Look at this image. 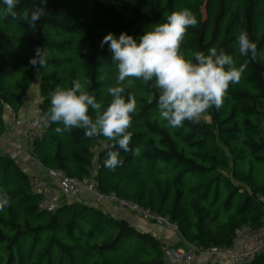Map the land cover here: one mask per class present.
<instances>
[{
	"label": "trees",
	"instance_id": "trees-1",
	"mask_svg": "<svg viewBox=\"0 0 264 264\" xmlns=\"http://www.w3.org/2000/svg\"><path fill=\"white\" fill-rule=\"evenodd\" d=\"M180 1L47 0L46 15L31 27L20 14L40 0H17L15 19L4 14L0 0V136L5 108L18 112L37 77L39 108L48 123L33 140L31 156L43 168L74 178L92 173L102 193L167 218L188 243L225 249L243 227L258 229L264 216V29L256 27L254 0L237 8L233 0H206L205 19L187 29L181 44V53L193 62L192 53L207 55L215 47L237 67L248 64L219 110L205 112L208 121L169 127L159 116L154 81L130 78L124 95L134 96L137 108L129 148H142L136 156L119 150L123 163L109 169L105 145L111 141L88 138L76 128L57 134L63 126L47 118L50 93L77 79L91 81L86 87L106 108L118 70L108 44L100 47L103 38L124 32L138 39L166 22ZM240 31L257 44L255 59L240 55ZM37 48L48 53L46 67L30 63ZM89 114L95 118L94 110ZM0 190L10 197V206L0 211V264H167L164 241L100 208L75 201L54 213L40 212L29 174L1 153ZM250 264H264V255Z\"/></svg>",
	"mask_w": 264,
	"mask_h": 264
},
{
	"label": "clouds",
	"instance_id": "clouds-1",
	"mask_svg": "<svg viewBox=\"0 0 264 264\" xmlns=\"http://www.w3.org/2000/svg\"><path fill=\"white\" fill-rule=\"evenodd\" d=\"M6 5L4 14L13 19L17 17V0H3ZM47 0H40V6L26 8L20 15L31 27H35L41 17L46 15ZM198 21L190 9L174 11L167 16L166 22L157 23L138 39L122 32L117 38L108 33L100 43L103 48L108 44L113 64L118 70L115 86L108 88L111 100L105 108L79 79L71 87L57 86L50 93L51 107L48 119L62 125L55 129L57 134L83 129L88 138L104 137L110 144L105 145V166L115 169L123 161L120 151H132L139 155L142 146L130 149L133 133V114L137 108L134 96H125V90L131 87L133 80L141 79L145 83L154 81L152 87L158 90L157 107L159 116L167 121L169 127H183L184 121L198 122L202 114L212 107L222 106L230 84L239 83L248 64L239 67L231 55L213 47L204 52L192 53L195 62L181 53V44L189 27H195ZM241 56L251 55L255 59L257 44L252 42L245 31L237 37ZM36 55L30 60L33 66L46 67L45 49L37 48ZM127 81V83H125ZM94 110L95 118L89 114ZM10 206L7 192L0 190V211Z\"/></svg>",
	"mask_w": 264,
	"mask_h": 264
},
{
	"label": "built area",
	"instance_id": "built-area-1",
	"mask_svg": "<svg viewBox=\"0 0 264 264\" xmlns=\"http://www.w3.org/2000/svg\"><path fill=\"white\" fill-rule=\"evenodd\" d=\"M39 80L34 78L37 89L32 106L26 105L18 112L11 111L4 133L0 136V153L19 163L30 176V188L39 197L38 210L54 213L64 205L81 202L103 211L113 207L117 212L128 213L170 232L174 239L163 248L167 264H250L264 255V216L258 229L246 226L240 229L230 247L199 248L184 240L178 226L150 209L118 198L115 194L100 191L94 174L82 178L67 176L64 172L43 168L32 156L33 140L43 133L47 120L42 117L39 104ZM106 212V211H105ZM108 213V212H106Z\"/></svg>",
	"mask_w": 264,
	"mask_h": 264
},
{
	"label": "rangeland",
	"instance_id": "rangeland-1",
	"mask_svg": "<svg viewBox=\"0 0 264 264\" xmlns=\"http://www.w3.org/2000/svg\"><path fill=\"white\" fill-rule=\"evenodd\" d=\"M254 1L257 5L256 13H255V16H256L255 19H256V23H257L256 27L258 29H264V0H254ZM245 2H246V0H233V6L232 7L237 8L240 6H244ZM205 5H206V0H183L182 2L181 1L179 2L177 11H181L184 8L190 9L198 21V20L205 19V17H206ZM87 8H88L87 6H85V8H84V11L86 13L88 12ZM70 9H73V8H70ZM1 40L2 39L0 38V41ZM12 57H13V60L17 59L16 54H14ZM11 63H12L11 64L12 67L17 66V64H15L14 61H11ZM36 93H37V89H36L35 85L32 84L30 92L27 94V96L25 98L26 105H28V106L33 105ZM10 114H11V110L8 108H5V110L3 112V115H4L3 117L5 120V123H7V117L10 119V117H11ZM199 120L200 121H208L209 118L204 113V114H202V116ZM142 221H144V220H142ZM147 223H149V222H147ZM163 230L166 231L165 229H163ZM172 237H173V235H172ZM173 239H174V237H173Z\"/></svg>",
	"mask_w": 264,
	"mask_h": 264
},
{
	"label": "crops",
	"instance_id": "crops-1",
	"mask_svg": "<svg viewBox=\"0 0 264 264\" xmlns=\"http://www.w3.org/2000/svg\"><path fill=\"white\" fill-rule=\"evenodd\" d=\"M104 211L110 213L112 216H115L118 219L126 220L129 224L133 225L139 230L153 233L165 243H170L173 240L172 235L168 231H164L161 227L156 226L152 223H147L146 221L144 222L141 219H138L137 217H134L128 213L117 212V210L113 207H106Z\"/></svg>",
	"mask_w": 264,
	"mask_h": 264
}]
</instances>
